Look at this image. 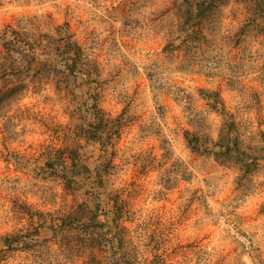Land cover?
I'll use <instances>...</instances> for the list:
<instances>
[{
    "label": "rangeland",
    "instance_id": "1",
    "mask_svg": "<svg viewBox=\"0 0 264 264\" xmlns=\"http://www.w3.org/2000/svg\"><path fill=\"white\" fill-rule=\"evenodd\" d=\"M58 25L94 79L78 75L64 93L28 87L0 109V234L25 227L29 208L74 204L38 166L46 145L79 141L89 180L110 160L94 187L110 211L98 218L132 259L264 264V0H0V35ZM94 100L102 122L89 113ZM105 127L100 140L84 137ZM34 237L0 264L76 263L64 238Z\"/></svg>",
    "mask_w": 264,
    "mask_h": 264
},
{
    "label": "trees",
    "instance_id": "2",
    "mask_svg": "<svg viewBox=\"0 0 264 264\" xmlns=\"http://www.w3.org/2000/svg\"><path fill=\"white\" fill-rule=\"evenodd\" d=\"M54 29L55 34H34L6 26L0 35V77L3 81L0 86V109L16 101L28 87L38 90L44 84H53L64 93L71 92L78 75L85 83L93 82L92 64L86 60L81 45L73 38L68 26L58 25ZM96 102L94 100L89 113L102 122L104 117ZM106 131L105 127L84 137L100 140ZM81 146L76 141L73 145L65 142L59 147L46 145L42 148L40 155L43 162L38 166L43 173L41 177L58 179L64 188L73 193L75 202L56 210V214L29 208L25 227L0 234V258L37 245L38 238L34 236L48 229L55 236L65 239L62 247L68 252L67 257L71 256L70 261L76 259L75 264H140L132 259L124 236L119 246H114L113 227L98 218L110 211L105 210L94 191V187L104 186L103 175L110 167V160H103L93 167V182L89 180L92 169L80 152ZM113 209L117 217L123 211L118 204ZM59 214L63 215L58 217ZM102 252L109 253L107 261L99 256ZM148 264L165 262L157 255Z\"/></svg>",
    "mask_w": 264,
    "mask_h": 264
},
{
    "label": "built area",
    "instance_id": "3",
    "mask_svg": "<svg viewBox=\"0 0 264 264\" xmlns=\"http://www.w3.org/2000/svg\"><path fill=\"white\" fill-rule=\"evenodd\" d=\"M241 239V241L244 243V244H246V240L244 239V238H240Z\"/></svg>",
    "mask_w": 264,
    "mask_h": 264
}]
</instances>
